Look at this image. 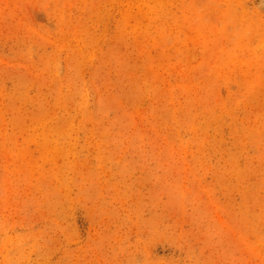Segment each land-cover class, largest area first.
I'll return each instance as SVG.
<instances>
[{"label": "rangeland", "instance_id": "rangeland-1", "mask_svg": "<svg viewBox=\"0 0 264 264\" xmlns=\"http://www.w3.org/2000/svg\"><path fill=\"white\" fill-rule=\"evenodd\" d=\"M0 264H264V0H0Z\"/></svg>", "mask_w": 264, "mask_h": 264}]
</instances>
